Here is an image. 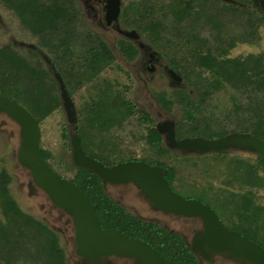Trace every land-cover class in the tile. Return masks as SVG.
I'll list each match as a JSON object with an SVG mask.
<instances>
[{"label":"trees","instance_id":"trees-1","mask_svg":"<svg viewBox=\"0 0 264 264\" xmlns=\"http://www.w3.org/2000/svg\"><path fill=\"white\" fill-rule=\"evenodd\" d=\"M8 1L6 4L23 21L28 17L20 13V8L24 11L22 8L27 7L32 12L43 10V20L48 22L46 30L47 26L49 29L59 23V16L65 23L63 15L69 13L70 27L65 34L54 28L48 32L44 29L40 36L47 48L48 44L51 47L49 53L42 51L61 74L75 103L77 131L83 147L87 152L90 143L96 150L94 154H87L106 165L116 164L108 157L119 147L118 152L125 155L127 148L121 146L122 141L114 132L127 129L135 118L137 123L129 127V133L135 140L137 137L144 140L148 149L143 155L130 156L129 160L143 159L164 167L172 186L176 173L180 172L173 163L166 162L167 157L173 156L172 149L163 142L152 114L136 109L134 101L128 98L126 92L131 83L102 74L106 67H113L114 55L97 34L86 28L81 32L77 29L83 19L76 3L72 0ZM246 1L134 0L123 7L124 25L144 34L148 32L149 40L181 74V86H174L169 94L156 93L158 102L167 111H172L177 104L182 106L183 118L175 121L177 139L247 133L264 140V53H231L240 43H255L260 27L264 26V11L248 7ZM80 34L82 38H78ZM157 40L162 44L156 43ZM120 44L124 52L129 51V58L136 55L137 49L126 45V41L120 40ZM25 49L30 56L21 54L12 41L0 45V92L28 109L41 124L54 110L63 107L60 90L53 70L43 57L34 49ZM126 77L130 79L129 72ZM91 90L96 91L94 97H90ZM106 110L109 114L104 118ZM140 126L145 131L135 136V129L139 130ZM109 128L113 131L106 130ZM112 133L114 136L108 137ZM62 137L71 145L67 127H63ZM39 149L42 157L55 169L51 160L53 154L41 144ZM223 151L213 153L222 155ZM250 152L254 156L231 154L234 168L227 170L224 179L213 186L218 191L212 193L218 201L234 207L240 224H227L214 206L197 194L189 197L209 204L226 227L264 246L241 226L247 220L246 226L257 231V237L262 234L260 237L264 242V195L260 192L264 189V156L256 151ZM183 153L174 157L187 158L191 154ZM59 164L63 170L58 172L89 196L102 227L121 229L129 236L148 241L167 264L197 262L196 255L179 234L126 209L107 192L106 183L95 172L76 166L72 160L68 163L60 160ZM11 183L12 175L5 159L0 156V264H68L56 230L23 209L11 191ZM258 213L261 215L257 218L254 214Z\"/></svg>","mask_w":264,"mask_h":264},{"label":"water","instance_id":"water-1","mask_svg":"<svg viewBox=\"0 0 264 264\" xmlns=\"http://www.w3.org/2000/svg\"><path fill=\"white\" fill-rule=\"evenodd\" d=\"M120 13V0H111L107 5L109 18L116 19ZM1 20V16H0ZM15 45L35 49L34 43L19 41L11 37ZM47 64L52 60L41 52ZM173 72V75L176 72ZM58 83L62 105L70 124L72 161L76 166L95 172L107 184L132 182L140 189L151 205L164 213L198 217L203 230L195 242L194 250L204 249L221 253L242 264H264V246L224 225L217 212L198 198L185 197L175 191L166 177L167 170L150 164L143 159L120 161L106 165L87 154L78 133V118L75 103L58 71L54 72ZM0 113L14 120L20 128V144L17 151L18 162L30 171L36 186L44 191L50 201L71 215L74 223L76 253L87 260H98L108 255L135 258L138 264H167L164 257L146 240L129 236L123 230L102 227L90 202L89 196L72 180L62 176L42 157L39 146L41 127L37 119L16 100L0 92ZM164 133L166 145L182 152L206 153L230 148L256 151L264 156V140L247 133H233L217 138L183 137L176 138L175 122L166 121L158 128Z\"/></svg>","mask_w":264,"mask_h":264},{"label":"rangeland","instance_id":"rangeland-1","mask_svg":"<svg viewBox=\"0 0 264 264\" xmlns=\"http://www.w3.org/2000/svg\"><path fill=\"white\" fill-rule=\"evenodd\" d=\"M7 1L0 0L1 21L5 23V25H3L0 21V45L7 44L8 42L12 41L11 37H14L19 41L34 43L37 47L39 46L38 48L49 53L51 47L48 44L47 48V45L44 44L45 42L41 37L42 34H44L46 30V24L48 23L43 20V10L37 9L35 12H32L27 7L22 8L24 11H21L20 8V13L23 12L24 16L26 15L28 17V20L26 19L23 21L19 18L16 11L6 4ZM123 1L125 3H129V1L134 0ZM8 2H12V0ZM246 2L248 7L264 11V0H255V3H252L250 0H247ZM81 19H83V17H81ZM69 20L70 19H66L64 23L61 21V19H59V23L54 26L51 25V28L49 27V29L55 28L57 31L63 32V34H65L64 32L70 27ZM49 29L47 26L46 31L48 32ZM77 29L81 32L85 30V27H83L80 22V25H78ZM146 35L149 36V33L146 32ZM118 37L119 34L114 35V39H117ZM78 38H82V34H80ZM254 41L255 43H240L236 45V47L232 49V55H244L250 52L264 53V26L260 27L259 37H257ZM155 42L160 45L162 44L160 40ZM16 46L18 47V51L21 54L30 56L27 53L25 46ZM115 49L118 57L117 61L112 63L113 67H106L102 74L104 76L107 74L113 79L117 77L119 81L126 84L131 83V88L128 90V92H126V94L129 99L134 101L136 109H144L149 111L155 121H159L164 118L168 119L169 121H176L180 118H183V109L181 105L177 104L173 106L174 109L172 111H167L157 100L156 93L166 92L169 94L171 92L173 86L170 84L169 79L165 77L163 73L158 72L152 75H146V73L141 70V66H138L139 64L134 63L131 65L118 51V48L115 47ZM125 53L127 56H129V51H125ZM117 65L120 68H118ZM127 72L130 74V79L126 77ZM95 92L96 91L93 90L90 94V97H94L96 94ZM76 105L78 106V103ZM108 114L109 110H106L102 117L105 118V116ZM136 123L137 119L134 118L133 125H136ZM133 125L128 124L127 129H120L114 132V134L116 133L117 136L120 137L122 141L120 142L121 146L123 148L126 147L127 149L125 150V155L118 152L120 147L117 151L112 152L115 154L108 157L112 163L129 160L130 156L135 154L137 156L143 155L145 150L148 149L147 145L144 143V140H140L139 137H137L138 140H135V138L133 139L132 137L133 135L129 133L130 131L128 129L129 127L132 128L131 126ZM40 127V144L43 146V148L48 149L53 154L54 158L51 160L54 165L53 167L58 172L60 169H62L60 167L62 164H59L60 160L62 163H68L72 160L71 145H68L67 141L62 137L63 127H67L68 130H70L71 127L67 121L64 108L58 107L56 110H54L40 124ZM141 127L142 126H140L139 130L135 129V136L145 131V128ZM106 130L113 131L112 128ZM114 134L112 133L108 135V137L111 138L114 136ZM19 144V125L7 115L0 113V156L5 159L6 166L12 175L11 191L23 209L44 220L56 230L59 235L60 243L65 248L68 264H71L72 262H70V259L72 256H74V244L72 243L70 237L73 235V230L71 226L66 223L65 216H61L60 213L52 207V203L44 191L39 189L37 186L29 188V183L32 180V176L30 171L18 162L17 151ZM108 149L110 148L108 147ZM225 151H223L222 155H214L213 153L220 151L191 153L186 156L187 158L179 157L176 159L174 156L184 153L179 150H171L173 156L167 157L166 162L168 164L173 163L177 167L178 171H180L176 173V176L172 182L173 188L178 193L185 197L197 194L199 198L210 202L219 213V216L227 224L235 225L239 223V220L237 214L234 211V207L231 205H225L221 200V202L218 201L219 199H216L212 194L213 192L218 191V189H214L213 186H217L219 184L218 182L224 179V175L227 173V170L234 168V164L232 162L233 157L231 154H241L243 156H254V154L248 150H241L238 148H230ZM87 152L90 154L96 153L94 146H91L90 143L87 146ZM187 172L191 173L192 175H188ZM201 185H205L206 187H202ZM106 189L118 203L146 220L159 222L168 229L181 233H189L190 228L193 227V223L188 219L164 216L162 213L154 210L153 207L149 205L148 201L143 197L142 193L135 187V185L130 184L124 186H113L106 183ZM260 192L261 195H264V189H262ZM260 215V213L254 214V216L257 218ZM246 221L247 220L241 223V226L245 229L246 233L264 245L262 237H260L262 234L259 235L260 238L257 237V231L247 227Z\"/></svg>","mask_w":264,"mask_h":264},{"label":"flooded vegetation","instance_id":"flooded-vegetation-1","mask_svg":"<svg viewBox=\"0 0 264 264\" xmlns=\"http://www.w3.org/2000/svg\"><path fill=\"white\" fill-rule=\"evenodd\" d=\"M72 1L76 3V5L78 6L81 12L82 16L80 14L79 16L83 17V22H82L83 27H85L86 30L89 29L95 34H97L103 41H105L109 45V48L111 49L112 54L114 55V61H117L118 59L115 51L116 50L115 47H117L118 51L124 56L127 62H129L131 65H133L134 63L139 64L138 66H141V70H143L144 73H146V75L147 74L152 75L157 72L163 73L165 77L169 79L170 84L173 87L176 85L177 86L182 85L183 79L181 77L180 72H178V70L172 68L169 65L165 55L157 48V46H155V43L151 42L149 40V37L146 34H144L142 31L137 30L134 27H128L124 25L122 21V11H123V7L128 2L125 3L123 0H120V13L116 19H113V18H109V15L107 14V5L111 2V0H72ZM229 1L236 2V0H229ZM250 1L252 3H255V0H250ZM60 18L61 17L59 16L58 19ZM64 18L65 20L69 19V13H66ZM2 24L5 25L4 22H2ZM115 34H119V37L117 39L116 38L114 39ZM120 40H124L126 41V45H131L132 47L136 48L137 49L136 55L133 56L132 58H129L121 48L122 45L120 44ZM34 50L42 57L41 55V52H43L42 50L38 49L37 46ZM48 65L53 70V76H54V72L56 70L54 68L53 62H51ZM172 70L176 72V74L173 75ZM166 121L169 120L164 118L159 121H155V125L157 126V128H159V126H161ZM161 135L164 138L163 142L166 143L164 133H161ZM171 149L181 151L180 149L177 148H171ZM130 184L135 185L132 182L121 183V184H108V185L124 186ZM30 187H36L33 180H31L29 183V188ZM138 190L140 191V189ZM148 203L151 207H153L149 201ZM52 207L55 208L60 213L61 216L63 217L65 216L66 223L69 226H71L73 230V235L70 237L72 243L74 244V252H73L74 256H72L70 259V262H72L71 264H138V261L135 258L118 256V255L103 256L100 257L98 260L84 259L82 256L76 253L74 223L71 215L65 212L64 210L56 207L53 203H52ZM153 209L162 213V215L164 216H172L173 218H179V219H188L193 223V227L190 228L189 233H181L178 231H173L170 229L169 230L171 232L179 234L180 237L185 241L186 245L193 251V253L196 255L198 259L197 262H195V264H242L236 261L235 259L229 258L221 253L211 252L206 245H204V249L207 253H209L208 257H205L201 252V250L196 251L193 249L196 248L195 242L198 240V237L201 235L203 230V223L200 220V218L191 217V216H182L173 213H164L161 210L155 209L154 207Z\"/></svg>","mask_w":264,"mask_h":264}]
</instances>
